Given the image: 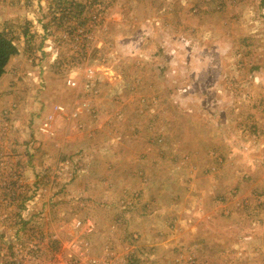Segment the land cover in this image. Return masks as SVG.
Returning <instances> with one entry per match:
<instances>
[{"label": "rangeland", "instance_id": "1", "mask_svg": "<svg viewBox=\"0 0 264 264\" xmlns=\"http://www.w3.org/2000/svg\"><path fill=\"white\" fill-rule=\"evenodd\" d=\"M80 3L0 0V264H264V0Z\"/></svg>", "mask_w": 264, "mask_h": 264}, {"label": "trees", "instance_id": "2", "mask_svg": "<svg viewBox=\"0 0 264 264\" xmlns=\"http://www.w3.org/2000/svg\"><path fill=\"white\" fill-rule=\"evenodd\" d=\"M56 1H57L56 6L59 8L57 14L60 16L59 18L62 21V24L66 23L69 24V26L71 27L70 20L75 19L77 21L78 28L84 27L86 25V23L89 20L88 18L89 13L86 12L85 5L80 3V0H56ZM67 28L68 26H66V29ZM16 53H18V49L16 47L13 38L8 33H5L4 31L0 30V77L5 73L9 61ZM18 222L25 225V223L21 222L20 218ZM31 222H32L31 218H29L26 221V223H31ZM27 244L28 242L25 243V245ZM49 244L54 245L55 249L59 248L57 240L50 239ZM10 248L12 249L13 247ZM32 251H35V249H31V252Z\"/></svg>", "mask_w": 264, "mask_h": 264}]
</instances>
